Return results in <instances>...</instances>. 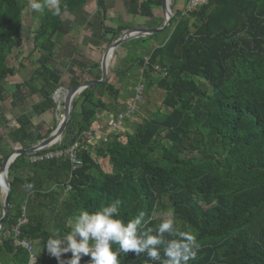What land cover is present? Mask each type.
Returning <instances> with one entry per match:
<instances>
[{
  "label": "trees",
  "instance_id": "16d2710c",
  "mask_svg": "<svg viewBox=\"0 0 264 264\" xmlns=\"http://www.w3.org/2000/svg\"><path fill=\"white\" fill-rule=\"evenodd\" d=\"M161 2L143 1L140 16L152 18V7L161 8ZM187 3L175 8L176 0L172 1L170 25L161 32L168 34L164 42L149 51L142 44L154 36L128 43L127 55L140 46L141 56L129 55V62L140 71L137 84L143 85L144 101L150 105L151 89L161 91L165 114L160 108L147 112L131 133L111 132L100 141L95 154L107 159L109 173L92 157L84 137L102 117L115 119L126 111L125 105H116L119 90L108 78L73 100L71 115L80 102V118H69L59 144L21 155L9 166L11 190L0 229V264H30L32 257L35 264L66 262L71 253L57 261L44 248L52 230L67 232L68 218L79 208L95 210L115 198L122 201V218L131 219L143 210L152 228L173 211L177 232L196 234L200 245L197 258L188 264H264V0H208L191 12L185 10ZM85 4V0H61V15L46 9L37 16L31 38L34 49L46 55L35 61L37 68L27 82L8 91V80L17 72L8 58L22 42L28 0H0V103L8 102L17 111L16 102L36 95L39 100L30 108L34 115L52 113L56 108L52 97L59 86L45 71L54 57L61 16L72 15ZM96 5L103 21L104 0H96ZM102 28L108 46L127 30L104 24ZM127 55L123 63H128ZM98 68L82 69L70 78L68 87L98 81ZM17 93V98L11 97ZM131 94L133 98L135 92ZM104 97L111 103H104ZM18 112L17 127L6 135L21 149L46 139L56 128L44 131L25 111ZM75 145L79 165L68 156L29 160ZM8 154L3 152L0 163ZM26 182L35 187L26 189ZM165 238L177 237L165 234ZM88 259L84 257L81 264ZM119 259L121 264H144L143 255L135 258L131 252Z\"/></svg>",
  "mask_w": 264,
  "mask_h": 264
},
{
  "label": "clouds",
  "instance_id": "9594fccd",
  "mask_svg": "<svg viewBox=\"0 0 264 264\" xmlns=\"http://www.w3.org/2000/svg\"><path fill=\"white\" fill-rule=\"evenodd\" d=\"M28 6L36 13L46 9L54 16L61 15V0H28ZM66 10V6H64ZM15 156L9 158V164ZM8 169L0 171V192L7 193ZM24 187L31 190L33 182H26ZM122 201L115 198L106 205L89 210L81 207L68 218L71 226L61 233L53 229L44 248L60 261L62 254L71 253V258L60 264H121L119 257L132 253L135 258L144 256V264H188L197 258L200 245L197 235L191 232H177L174 227L175 214L169 210L166 218L155 228L148 227L146 213L141 210L131 219L122 218ZM165 234L177 238L166 239ZM36 258L32 257L31 264Z\"/></svg>",
  "mask_w": 264,
  "mask_h": 264
},
{
  "label": "rangeland",
  "instance_id": "374dc122",
  "mask_svg": "<svg viewBox=\"0 0 264 264\" xmlns=\"http://www.w3.org/2000/svg\"><path fill=\"white\" fill-rule=\"evenodd\" d=\"M85 1L88 2V0H85ZM143 1H145V0H142L141 2H143ZM172 1L173 0H170V7L172 4ZM182 2H184V1L183 0H178V1L176 0L175 8H180L182 5ZM158 11L155 14H158ZM98 13L101 16L100 9H98ZM23 15L27 16V18H30L31 26L29 25V27H30V30L32 31L34 29V27L36 26L37 16H39L41 14L34 12L27 5V7L25 9H23ZM120 16H121V14L116 15V20H120ZM101 18H102V16H101ZM134 18L135 19L133 21L138 20L139 16L135 15ZM104 22L106 25L108 23V25H111V27L114 26L113 25V19H111V18L107 17L104 20ZM29 34H30L29 31L25 30V32H23V34H22V38L28 36ZM167 36H168L167 33H159L156 35V37L154 35V37L151 40H153L157 45H159L160 43L165 41ZM135 40L139 41V39H135ZM135 40H132V42L128 41L127 43L118 47L108 62V65H109L108 82L111 85H113L116 89L119 90V99L116 101L117 102L116 105L117 106H121V104L125 105L127 107V109H129V112L127 113L128 117L124 118L121 127L120 126H118V127L112 126L111 128L107 127V129H103V130L100 128L99 133L96 134L94 132L93 133L94 136L88 138L89 139L88 145L90 147L89 150L91 152L92 157L97 161V164H99V166L102 168V170L106 173H109L111 170L110 164L107 162V159L97 158V155L95 154L96 153V146L100 143V141L105 140L106 136L111 132L117 133V134H120L123 132H125V134L131 133L133 128H134L133 125L136 123H139L141 118L146 117L147 112H155L156 109L160 108L162 113L165 114V110H163V108L161 107V102L163 99V93L159 90H156L155 88L151 89L148 92L150 105H148L144 101V98L146 100V97H144L143 91L141 92L140 101L131 100V99H133L131 96L132 95L131 93L135 92L134 88L135 87L138 88L140 86L139 84H137L138 77H137V69L135 68L136 66L131 65L133 63L129 62V60L133 56L134 57L135 56H138V57L141 56V54L139 52L140 46H136V48L132 49L133 51H131L127 55V51H128L127 48L129 46L128 43L129 42L133 43V42H135ZM137 44H139V43H137ZM32 45H33V41L31 40L29 43L30 53H25V51L28 50V48H27L28 46L26 45V42H24L23 44H20L18 50H16V51L13 50L11 57L8 58V64L13 66L15 69L17 68V71L19 72V76H20V78H22L23 82H27L28 79L30 78V73L33 71V69L37 68V65H35V61L41 55H46L41 50H35V49L32 50ZM144 49L146 51L152 50L151 46H146V45H145ZM30 54H32L31 58L24 59V58H27ZM126 55H127V57L130 55L131 58L129 56V58L127 59L128 63H125V62L123 63V60L121 61V59L124 58ZM144 59H147L146 56H144ZM20 65H24L25 69L23 70V69L19 68ZM113 67H114V69L111 72V69ZM77 73H78V71H76V74ZM13 79H15V80H13ZM17 80H18V78L15 77V78H11L9 81L14 82ZM143 90H144V88H143ZM128 91H130V92H128ZM18 94L19 93L15 94L14 96H11V97L17 98ZM127 99H128V101H127ZM102 100H104V103H108V102L111 103V100H109L108 97H106V98L104 97V98H102ZM15 101H18V100L16 99ZM35 102L36 101L34 100V104H35ZM32 104H33V102L29 103L30 106L28 107V109L25 108L27 106V104L21 105L20 108H21L22 112L25 111L27 117H29L30 119H32V117H35L33 119L34 121L32 120V122H34L35 125L40 126L44 131L46 129L53 130L54 126H57V124L61 120L62 101L60 100L57 103H55L56 108L52 111V113H46V114H43L42 116H35L34 115V112L30 109ZM79 105H80V102H78L77 107L73 110L74 112L70 116L73 121L78 120L80 118ZM88 106H90V105H88ZM97 111L103 113V115H104V112H102L100 109H98ZM166 113H167V110H166ZM7 114H8V118H6L4 120L2 119V121H0V157L3 155V152L10 153L11 151L20 148L18 145L12 144L7 139V135H6L9 131V129L14 130V128L17 127L15 120H14V116L17 115V111H14V109L12 110V108L10 107L9 113L7 112ZM110 119L111 118L106 120L104 117H102V119L98 123L93 124L92 127H94L96 125H100L99 127H105V126H107V122ZM63 137H64V135L62 136V138ZM1 138L3 139V141H1L2 140ZM62 138H61V140H62ZM0 202H3L2 192H0ZM30 264H31V262H30Z\"/></svg>",
  "mask_w": 264,
  "mask_h": 264
},
{
  "label": "crops",
  "instance_id": "0c3cea01",
  "mask_svg": "<svg viewBox=\"0 0 264 264\" xmlns=\"http://www.w3.org/2000/svg\"><path fill=\"white\" fill-rule=\"evenodd\" d=\"M141 1L142 0H104L105 16L103 21L101 18L102 12H101V16L98 13L96 0H88V2H86L85 6L81 10H79L78 12L72 15L68 13H63L61 16L62 24L58 30L56 48L53 51L54 57L49 62L51 68L49 67V70L45 71V73L48 75L52 83H56L59 86V88H64L69 90L70 88L68 87V85L70 78L77 75L82 69H85L93 65H99L98 71L100 72L101 75L100 63L103 54L108 47L106 40L107 38L103 36L102 24L110 28L126 27L127 30L132 28L156 29L161 27L160 25L162 24L160 23L161 22L163 23L161 8L152 7V13H153L152 18L141 17L139 14V5L140 3H142ZM183 6H184V2H182L181 7L183 8ZM157 11L158 14H155ZM120 14H121L120 20H116V15H120ZM135 15L139 16V18L138 20L133 21L135 19L134 18ZM107 17L113 19V25H114V26L112 25L113 27H111V25H108V23L107 25L105 24L104 20ZM23 19H24V32L25 30H28L30 34L22 38L21 44L26 42V45L28 46L27 47L28 50H26L25 53H30L29 43L32 40L31 30L29 27V25L31 26L30 18L24 16ZM145 45L151 46V48L153 49L156 43L153 40L149 39L142 44L144 48ZM33 47L34 45H32V50L34 49ZM22 67L23 68L21 69L24 70L25 69L24 65H22ZM108 68L109 65L107 67V75L109 73ZM113 69L114 67L111 69V72ZM76 71H78L77 74ZM139 72L137 71V77L139 76ZM15 77L18 78L17 81L10 82L9 81L10 79L8 80L7 83L8 91L13 86L23 83V80L22 78H20L18 71L16 72ZM34 100L38 101L39 100L38 96L35 95L33 97H28L26 99L23 98V100L21 99L20 101L16 102L17 106L19 107L18 110L19 109L21 110L20 106L23 105L24 103H25L24 105L27 104V106H29V103L31 102H33L34 104ZM121 105L123 106V104ZM27 106L25 108H27ZM9 109L10 107L8 102L0 103V121H2V119L4 120L8 118L7 112L9 113ZM34 118L35 117H32L31 120H33Z\"/></svg>",
  "mask_w": 264,
  "mask_h": 264
},
{
  "label": "water",
  "instance_id": "95a60500",
  "mask_svg": "<svg viewBox=\"0 0 264 264\" xmlns=\"http://www.w3.org/2000/svg\"><path fill=\"white\" fill-rule=\"evenodd\" d=\"M161 12H162V17H163V23L161 27L156 28V29L133 28V29L125 30L121 33V35L115 41H113L107 47L106 51L103 54L101 63H100L101 77L98 81H90V82L82 83L69 90H66L64 88H58L55 91L53 98H52V100L55 103H57L58 100L55 97L59 95L62 101V116L56 128L53 130L52 133H50V135L46 139L38 142L34 146L28 149L19 148V149L11 151L0 163V171H3L5 168L8 169L9 166L14 162V160L21 155H32L40 151H43L44 149L48 147H52L56 145L61 140L66 130V127H67V124H68V121L71 115L73 100L77 98V96L84 90L106 82L107 77H108L107 75L108 62L110 58L112 57L114 51L121 45L127 43L128 41H132L135 39L148 38V37L157 35L167 29V27L170 25V21L172 18V12L170 10V0H162ZM12 156H15V159L9 164V158ZM7 182L9 183V181ZM9 192H7L6 194L2 192L3 204H2V215L0 218V229L3 225V221L6 218V215L9 210V203H8Z\"/></svg>",
  "mask_w": 264,
  "mask_h": 264
},
{
  "label": "built area",
  "instance_id": "2783aa9c",
  "mask_svg": "<svg viewBox=\"0 0 264 264\" xmlns=\"http://www.w3.org/2000/svg\"><path fill=\"white\" fill-rule=\"evenodd\" d=\"M208 0H188V3L186 5V11H193L195 10L196 8L198 7H201L202 5L206 4ZM156 71L160 72V74H162V76H165L166 73L162 70H160L158 67H155ZM140 85V86H139ZM138 88H134L135 89V94H134V97L133 101H140L141 99V92L143 91V85L139 84ZM129 112V109H127L126 107V111L125 112H121L119 113L115 119H110L108 122H107V127L111 128L112 126L113 127H118V126H122V122L124 120L125 117H128L127 113ZM100 125H96L94 127H90V129L84 133V137L86 138L87 140V143H89V137H92L94 136L93 133L95 132L96 134L99 133L100 131V128L99 127ZM60 141L57 143L59 144ZM56 144V145H57ZM50 148V147H48ZM46 148V149H48ZM44 149V150H46ZM77 150V146H73L67 150H64V151H53V152H48L46 153L44 156H33L31 157L29 160L31 163H35V162H40V161H43V160H49V159H57V158H60L61 156H68L70 159H71V162L76 164V165H79L80 163L77 162L75 160V152ZM36 154V153H35ZM35 154H32V155H35ZM25 221H23L22 223H24ZM21 245L26 248L28 251L31 250L30 246L28 244H26L25 242H21Z\"/></svg>",
  "mask_w": 264,
  "mask_h": 264
},
{
  "label": "bare ground",
  "instance_id": "6f19581e",
  "mask_svg": "<svg viewBox=\"0 0 264 264\" xmlns=\"http://www.w3.org/2000/svg\"><path fill=\"white\" fill-rule=\"evenodd\" d=\"M58 101H60L61 100V97L58 95V96H56L55 97Z\"/></svg>",
  "mask_w": 264,
  "mask_h": 264
}]
</instances>
